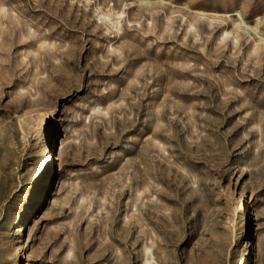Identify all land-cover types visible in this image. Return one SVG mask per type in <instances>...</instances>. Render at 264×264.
Masks as SVG:
<instances>
[{"label": "rangeland", "instance_id": "1", "mask_svg": "<svg viewBox=\"0 0 264 264\" xmlns=\"http://www.w3.org/2000/svg\"><path fill=\"white\" fill-rule=\"evenodd\" d=\"M0 264H264V0H0Z\"/></svg>", "mask_w": 264, "mask_h": 264}, {"label": "bare ground", "instance_id": "2", "mask_svg": "<svg viewBox=\"0 0 264 264\" xmlns=\"http://www.w3.org/2000/svg\"><path fill=\"white\" fill-rule=\"evenodd\" d=\"M58 152V149L56 150V152L51 149V151H48L47 150V153H46V156H45V159H44V169H43V174H44V177L46 175V173L48 172L49 170V167H50V163H52V161L57 158L56 157V154ZM58 155V154H57ZM39 198V193H37V195L35 196V201H37ZM244 203V202H243ZM243 205V204H242ZM247 205V204H246ZM240 208V207H239ZM250 259V258H249ZM247 260V255L245 254L244 256V259H243V262H246Z\"/></svg>", "mask_w": 264, "mask_h": 264}]
</instances>
